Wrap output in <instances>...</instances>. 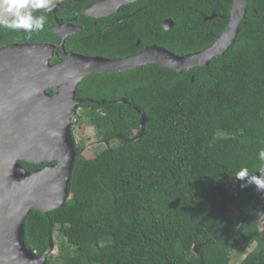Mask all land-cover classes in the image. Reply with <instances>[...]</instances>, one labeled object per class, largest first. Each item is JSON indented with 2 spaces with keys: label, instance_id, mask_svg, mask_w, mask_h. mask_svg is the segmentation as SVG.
<instances>
[{
  "label": "trees",
  "instance_id": "trees-1",
  "mask_svg": "<svg viewBox=\"0 0 264 264\" xmlns=\"http://www.w3.org/2000/svg\"><path fill=\"white\" fill-rule=\"evenodd\" d=\"M232 2L162 0L147 13L160 19L148 44L178 56L203 51L226 29ZM34 34L32 42L49 36ZM14 35L22 33L3 31L0 42ZM125 75L128 83L111 79L131 106L88 105L78 116L112 146L85 159L75 145L69 200L48 215L30 212L27 247L42 255L57 233L60 251L46 264H231L233 249L250 250L240 264H264V222L251 221L264 213V192L235 180L243 167L256 172L264 149V0H249L236 42L209 66L179 74L153 64ZM96 80L92 90L111 98L113 86ZM134 107L146 122L130 141L140 132Z\"/></svg>",
  "mask_w": 264,
  "mask_h": 264
},
{
  "label": "water",
  "instance_id": "water-1",
  "mask_svg": "<svg viewBox=\"0 0 264 264\" xmlns=\"http://www.w3.org/2000/svg\"><path fill=\"white\" fill-rule=\"evenodd\" d=\"M248 2L233 0L224 32L205 50L185 56L152 46L117 61L69 54L63 63L51 67L48 58L53 48L48 45L15 44L0 48V264H46L52 253L51 237L42 255L27 247L24 222L33 209L48 215L69 200L71 173L77 158L70 126L78 104L87 103L75 98L81 80L93 73L124 72L153 64L179 74L207 67L236 42ZM213 18L206 17L204 21ZM172 26V20L163 24L165 31ZM50 72L59 80L70 82L67 94L46 96ZM59 102V107L54 105ZM134 109L141 115L140 132L130 141L143 136L146 122L141 110ZM21 162L45 166L28 172ZM251 221L263 223L264 213Z\"/></svg>",
  "mask_w": 264,
  "mask_h": 264
},
{
  "label": "flooded vegetation",
  "instance_id": "flooded-vegetation-1",
  "mask_svg": "<svg viewBox=\"0 0 264 264\" xmlns=\"http://www.w3.org/2000/svg\"><path fill=\"white\" fill-rule=\"evenodd\" d=\"M159 2H162V0H58L55 9L46 13L45 30L49 36L45 41L32 42L34 33L29 36L20 31L21 36L14 35V37L6 38L5 43L1 41L0 48L15 44L48 45L53 48L48 58L51 67L63 63L69 54L88 59L124 60L143 52L146 48L158 46L148 43L154 41V38L158 36L152 29L158 25L157 19H160H153L152 14L148 15L147 13L154 10L152 8L157 6ZM212 16L215 18V15ZM167 20L171 19L163 20L161 22L162 28ZM149 25L152 29L148 28ZM172 27L167 31L171 30ZM3 31L7 30H0L1 38ZM127 72L129 71L93 73L84 77L78 84L75 98L87 101V103L78 104L70 126L76 147L80 148L75 139L74 127L76 124L81 123L78 116H80L79 112L81 110H86L84 109L85 106L90 105L87 107L88 109H93L95 105L131 106L128 102L127 93L117 92L114 87L116 80L115 78L111 79V76L117 77L118 84L120 79L128 77L125 75ZM97 77H101L113 86L111 98H107L105 90H92L93 87L100 84V80H96ZM125 83H128L127 79ZM46 84L47 87L44 93L49 98L61 94L62 97L68 93L71 85L69 81L59 80V77L53 72L47 74ZM60 104L61 102L54 105L59 107ZM100 142L108 143L107 141ZM80 151L82 154L83 149L80 148ZM44 166L34 170L41 169Z\"/></svg>",
  "mask_w": 264,
  "mask_h": 264
},
{
  "label": "clouds",
  "instance_id": "clouds-1",
  "mask_svg": "<svg viewBox=\"0 0 264 264\" xmlns=\"http://www.w3.org/2000/svg\"><path fill=\"white\" fill-rule=\"evenodd\" d=\"M56 5L57 0H0V30L22 31L29 36L39 33L45 28L46 13ZM257 159L255 173L243 167L235 173V180L244 181L242 188L254 185L257 191L264 192V149L258 152Z\"/></svg>",
  "mask_w": 264,
  "mask_h": 264
},
{
  "label": "rangeland",
  "instance_id": "rangeland-1",
  "mask_svg": "<svg viewBox=\"0 0 264 264\" xmlns=\"http://www.w3.org/2000/svg\"><path fill=\"white\" fill-rule=\"evenodd\" d=\"M85 110H81L79 112V115L81 116L82 113H84ZM75 124V123H74ZM75 130V139L76 142L79 144L80 148L83 149L82 155L85 159H93L95 155L106 148H109L112 146L111 143H104L100 142L95 137V130L89 126L86 122V120H81L80 124H76L74 127ZM116 143V142H115ZM256 193L259 194L260 191H257L256 188H252ZM232 216H236L237 213L234 209L231 210ZM53 249L50 256L57 257L58 253L60 251L61 244L63 242V239L60 238L57 233L54 234V240H53ZM196 249V248H195ZM250 250L246 252L249 253ZM246 254H238L236 250H232L231 253V264H240L241 261L245 258ZM57 262V261H56Z\"/></svg>",
  "mask_w": 264,
  "mask_h": 264
}]
</instances>
